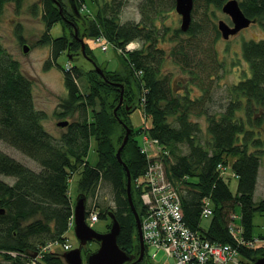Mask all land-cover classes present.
Instances as JSON below:
<instances>
[{
  "label": "trees",
  "instance_id": "obj_1",
  "mask_svg": "<svg viewBox=\"0 0 264 264\" xmlns=\"http://www.w3.org/2000/svg\"><path fill=\"white\" fill-rule=\"evenodd\" d=\"M24 1L0 0V12L7 2L19 7ZM171 1L175 0H143L142 20L121 22L124 0L103 3L91 0L95 6L93 18L86 17L84 21H80L64 0H41L46 31L37 44H49L51 50L45 67L57 64L61 53L73 61V65L61 68L67 96L60 104L59 115L76 118L68 120L66 130L59 137L44 127L46 113L35 106L33 80L23 73L19 61L0 41V140L39 165L38 169L32 168L0 151V175L14 178L10 183L0 177V209L4 210L0 212V264H28L50 242L66 243L73 215L69 178L77 168H81L79 190L87 199L99 192L101 184L110 185L115 206L99 209V219L109 218L112 222L109 214L113 212L121 225L119 246L139 256L138 228L127 194L128 175L116 155L126 133L124 125H128L131 131L121 157L132 181L144 174L154 161L142 152L140 128H135L130 120L138 107L152 117L150 136L169 149L161 159L166 173L180 191L185 221L210 240L234 242L230 223L239 206L240 222L237 218L234 220L242 227L243 236L264 239V233H254L255 214H264V197L255 200L264 157V38L244 41L242 54L250 73L245 72L243 78L232 84L227 103L212 112L216 101L214 81L224 66L214 47V40L221 33L206 15L196 19L192 14L186 31L158 25V17ZM87 2L76 0L80 10L84 5L90 6ZM224 2L194 0L195 5L200 3L205 10L210 5L221 8ZM240 3L246 15L264 19V0H241ZM38 7L37 3L31 5L35 14ZM57 23L61 24V34L54 37L51 30ZM75 28L85 38L105 35L116 48H123L134 40L142 46L123 51L126 70L103 68L104 75H101L95 68L87 70L76 62L82 44ZM91 50L87 46V54H93ZM167 60L174 62L179 71L166 72ZM83 78L85 92L78 83ZM121 85L123 104L115 114ZM202 117L208 122L205 140L201 137L199 120ZM117 126L121 129L119 134ZM92 141L98 154L95 165L87 159ZM184 144L186 152L179 154ZM220 161L230 164L239 176L236 192L229 187L230 179L220 176L217 170ZM139 192L132 187L135 207L142 216L144 208ZM205 196L215 205L208 229L201 227ZM93 207L97 209L95 204ZM240 251L242 264L264 256L261 244L254 247L242 244ZM61 253L45 251L37 258L38 263L66 264Z\"/></svg>",
  "mask_w": 264,
  "mask_h": 264
},
{
  "label": "rangeland",
  "instance_id": "obj_2",
  "mask_svg": "<svg viewBox=\"0 0 264 264\" xmlns=\"http://www.w3.org/2000/svg\"><path fill=\"white\" fill-rule=\"evenodd\" d=\"M66 3H69V0H64ZM100 3L105 2V0H99ZM125 4L122 8L120 18L121 22L134 21L139 22L142 20L140 6L143 0H124ZM226 1V0H225ZM37 3L39 5L37 13L35 14L31 8V5ZM90 6L84 5V12L87 14L90 19L93 18V11L95 6L92 4L91 0L87 2ZM92 7V8H91ZM164 12L161 13V16L157 19V24H166L174 28H180L181 25V15L175 9V1H171L170 6H164ZM192 14L196 19H200L202 16L206 15L209 17V20L212 24H216L218 27V21L224 19L228 23H231L230 16L225 13L222 8L210 5L209 8H204L200 3L194 4L192 9ZM87 17V18H88ZM219 29V28H218ZM46 31V23L43 20L41 14V0H25L23 4L19 7L16 3L7 2L2 11L0 12V41L5 48V50L20 63V69L24 74L29 76L33 80V97L35 106L39 110H43L46 113V119H44V127L48 132L53 136L59 137L63 131L66 130V126L58 125L59 121L74 119L71 117L60 116L59 113L62 110L60 107L61 102L67 96V90L64 83V71L62 67H68L73 65V61H69V58L66 53H61L57 58V64L54 63L49 68L45 67V61L50 57V45L49 44H37L38 39H41ZM52 36L56 37L61 34V24L57 23L53 26L51 30ZM79 33V31H78ZM76 34V31H75ZM105 35H97L90 38H85V54L81 51L80 56L74 57L77 63L84 65V69L90 70L95 68L96 64L99 66L102 71L103 68L107 69H118L121 71L126 70L123 58L121 55L123 51L134 50L142 46V43L138 40L130 41L123 48L114 47L111 42L107 49H104V45L101 47V43L98 41V38ZM84 38V37H83ZM264 38V19L257 20L255 23L251 24L249 27L242 30L240 33L230 37L224 38L221 34L216 40H214V47L218 51V55L221 61H223V67L219 70V78L214 81V97L216 99L214 106H212L213 111H219L222 104H226L229 96V89L233 83L237 82L239 79L243 78L245 72H249V64L243 58L242 46L244 41L251 39L259 40ZM107 39V38H106ZM108 41V39H107ZM106 44V42H103ZM135 44L134 48L129 47L128 44ZM28 45L29 49L27 52L23 50L24 45ZM170 45V44H169ZM87 46L91 48L93 54H87ZM94 55V56H93ZM73 56V55H72ZM96 59H95V58ZM92 60V61H91ZM98 62H97V61ZM165 71H174L175 73L179 71L177 65L171 60H167L164 65ZM96 69V68H95ZM98 72V71H97ZM104 72V71H103ZM99 73V72H98ZM85 79L79 80V85L83 92H85ZM123 86V85H122ZM121 98V96L119 97ZM120 100V99H119ZM119 104V101L117 105ZM123 104V103H122ZM121 104V105H122ZM116 105V106H117ZM120 105V106H121ZM119 106V107H120ZM116 108V107H115ZM114 108V109H115ZM118 110V109H117ZM115 113V111H114ZM117 114V111L116 113ZM130 120L132 125L135 128H140L139 139L141 140V150L145 145V140H148L149 144L142 152L145 153L149 159L154 161L162 160L169 151L166 147L161 145L159 141L158 144H153L149 132V127L152 122V117L147 115L141 107L135 109L131 116ZM200 124L202 128L201 137L203 140L208 138L207 135V119L205 117L200 118ZM122 123V122H121ZM122 125V124H121ZM128 126V125H127ZM117 134L120 133V127L117 126ZM125 127V125H124ZM131 126H128L130 128ZM126 128V127H125ZM131 131V128H130ZM125 136V135H124ZM150 143L152 145H150ZM0 151L6 152L12 157L24 162L32 168L38 169L39 165L32 159L26 157L20 151L14 147L8 145L4 141L0 140ZM179 154L186 152V145L180 147ZM88 161L90 164L95 165L98 159V154L96 151L95 141L91 142L90 150L88 152ZM173 159V158H172ZM231 160V158H228ZM174 160V159H173ZM153 161V162H154ZM163 161V160H162ZM164 162V161H163ZM157 168H155L156 170ZM155 170L153 173L155 174ZM81 168H77L71 177L69 178V190L68 194L71 196L74 204L76 198L81 192L78 186V180L80 178ZM146 173V172H145ZM145 173L137 177L134 181L131 180V189L135 186L139 189V197L142 202L144 209H151V205L145 203L142 195L143 188H140L136 185L137 179H143ZM156 175V174H155ZM157 176V175H156ZM2 179L7 180L10 183L14 182L13 177H8L0 175ZM230 174L226 173L224 178L228 179ZM229 187L233 192L237 190V179L229 178ZM257 191L255 192V200H260L264 197V157L262 158V165L259 170V181H258ZM174 184V183H173ZM175 185V184H174ZM176 186V185H175ZM143 187V186H142ZM99 192L94 195L93 198L87 199V208L86 209H95L92 205H96L98 211L102 207L115 206L113 192L110 185L101 184L99 187ZM176 190L179 191L176 186ZM133 198V196H132ZM211 199V198H210ZM209 199V200H210ZM129 200V199H128ZM210 205H214V201L210 200ZM237 214L240 216V208L237 206L235 208ZM74 216V210L73 215ZM212 218L207 217L203 218L201 222V227L208 229L210 226ZM240 222V217L236 219ZM111 220L109 218H101L96 223H93L92 226L99 232H105L107 230V225ZM254 233H264V214L256 213L254 217ZM66 236L68 240L66 242L70 243L72 247H77L79 241L76 237L74 227H72L67 233ZM98 247V242L89 241L82 249V255L84 258V263L86 264V253L88 250H95ZM53 249L57 251H64V243H59L58 245H53ZM45 251V250H44ZM164 262L163 251L158 254L156 259L152 261V264H162ZM173 262V260L171 261Z\"/></svg>",
  "mask_w": 264,
  "mask_h": 264
},
{
  "label": "built area",
  "instance_id": "obj_3",
  "mask_svg": "<svg viewBox=\"0 0 264 264\" xmlns=\"http://www.w3.org/2000/svg\"><path fill=\"white\" fill-rule=\"evenodd\" d=\"M98 41L109 46V40L103 36ZM103 42H106L103 43ZM134 48L135 44H128ZM153 144H158L157 139L151 138ZM145 140L142 151L149 145ZM150 145H152L150 143ZM155 168H157L155 170ZM155 170V175L153 171ZM136 185L143 188V199L151 209H144L141 216L142 233L146 246L147 258L154 261L158 254L163 251L164 262L162 264H242L240 247L246 244L249 247L263 245L264 239L259 237L245 238L242 227L234 222L237 214L232 215L230 232L234 242H219L210 240L201 233V230L190 226L184 219V210L180 202V194L176 186L169 178L162 160L152 161L143 179H137ZM143 186V187H142ZM210 197L204 199L201 209V219L213 217L214 209H210ZM87 222L92 225L99 220L98 209H90L86 217ZM70 228L74 227V216L69 221ZM59 242H50L43 250H40L28 264H39L37 258L42 257L45 251H57L53 245ZM72 245L64 243V251L71 249ZM45 250V251H44ZM59 252H62L59 251ZM173 260V262H171Z\"/></svg>",
  "mask_w": 264,
  "mask_h": 264
},
{
  "label": "water",
  "instance_id": "obj_4",
  "mask_svg": "<svg viewBox=\"0 0 264 264\" xmlns=\"http://www.w3.org/2000/svg\"><path fill=\"white\" fill-rule=\"evenodd\" d=\"M71 7L77 16H80L79 8L76 4V0H69ZM194 7V0H175V9L181 15V25L180 28L183 31H186L192 21V9ZM222 10L227 13L232 20L233 26L229 25L225 20L221 19L218 21V28L224 38H229L230 35L238 33L241 29L248 27L251 22H254L256 19L248 17L242 10L238 0H228L223 6ZM76 36L78 35V29L75 28ZM82 44V51L85 54V42L84 36H79ZM29 49L28 45L23 46V50L27 52ZM92 61V60H91ZM96 70L104 75L102 69L97 66ZM121 98L119 104L114 109L115 113L119 106L123 103V86L121 85ZM69 123L68 120L59 121L58 125L66 126ZM126 127V133L123 138L121 145L117 150V157L121 163L126 168L128 181H127V194L130 206L135 215L136 224L139 234V247L140 254L137 258V261L141 260L146 253V246L142 233L141 225V216L138 210L135 207L133 198H132V189H131V174L127 166L122 160L121 152L128 141L130 135V128ZM87 208V196L83 192H79L76 202L74 204V230L76 237L79 241L77 247H72L71 249L63 251L60 255L66 264H83L84 258L82 255V249L89 241L98 242V247L95 250L87 251L86 253V264H133L132 260L136 256L134 253H129L122 249L118 244V236L121 231V225L113 212H110V217L112 219L110 228L105 232L97 231L92 225H90L86 220V209ZM3 209H0V212H3ZM146 264H152L151 260H147ZM250 264H264V256L255 257Z\"/></svg>",
  "mask_w": 264,
  "mask_h": 264
},
{
  "label": "flooded vegetation",
  "instance_id": "obj_5",
  "mask_svg": "<svg viewBox=\"0 0 264 264\" xmlns=\"http://www.w3.org/2000/svg\"><path fill=\"white\" fill-rule=\"evenodd\" d=\"M226 1H228V0H226ZM225 1V2H226ZM239 1V4H240V6H241V0H238ZM224 2V3H225ZM223 6V5H222ZM84 6H83V8L80 10L79 9V12H80V16H78V18L80 19V21H84L85 19H86V17H88V16H86L87 14L84 12ZM222 8V7H221ZM241 8H242V6H241ZM243 10V9H242ZM248 16V15H247ZM249 17V16H248ZM231 18V17H230ZM250 18H252V19H256L254 22H251L250 23V25L251 24H253V23H255L258 19L256 18V17H250ZM221 20V19H220ZM224 20V19H223ZM227 22V21H226ZM228 23V22H227ZM229 25H231V26H233V23H232V20H231V23H228ZM249 25V26H250ZM248 26V27H249ZM245 28H247V27H245ZM245 28H243V29H241L238 33H240L242 30H244ZM79 31V30H78ZM220 31V30H219ZM221 33V32H220ZM238 33H236V34H238ZM236 34H234V35H236ZM79 35V34H78ZM222 35V34H221ZM234 35H230V37H232V36H234ZM80 36V35H79ZM79 36H77L78 38H79V40H80V37ZM229 37V38H230ZM84 39H85V37H84ZM136 256L133 258V260H132V262H133V264H146V261L148 260V258H147V255H146V253H145V255H144V257L141 259V260H139V261H137V258H138V255H137V253H134Z\"/></svg>",
  "mask_w": 264,
  "mask_h": 264
},
{
  "label": "bare ground",
  "instance_id": "obj_6",
  "mask_svg": "<svg viewBox=\"0 0 264 264\" xmlns=\"http://www.w3.org/2000/svg\"><path fill=\"white\" fill-rule=\"evenodd\" d=\"M262 165V164H261ZM217 170H218V172H219V174H220V176H226V173L228 174H230V177L229 178H236L237 180H238V178H239V176L237 175V173H235L234 171H233V169H232V167H231V165L230 164H225L223 161H220L218 164H217ZM228 178V179H229ZM205 198H207V196H205L204 198H203V202H202V207H201V209H203V206H204V199ZM210 209H215V205H211V208ZM239 216L237 215V217L236 218H238ZM234 222L236 223V224H238L235 220H234Z\"/></svg>",
  "mask_w": 264,
  "mask_h": 264
}]
</instances>
